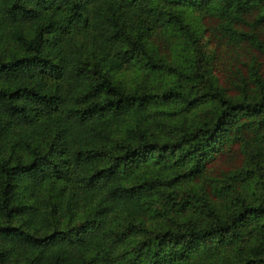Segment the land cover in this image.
I'll use <instances>...</instances> for the list:
<instances>
[{"label":"trees","instance_id":"obj_1","mask_svg":"<svg viewBox=\"0 0 264 264\" xmlns=\"http://www.w3.org/2000/svg\"><path fill=\"white\" fill-rule=\"evenodd\" d=\"M0 264H264V0H0Z\"/></svg>","mask_w":264,"mask_h":264},{"label":"rangeland","instance_id":"obj_2","mask_svg":"<svg viewBox=\"0 0 264 264\" xmlns=\"http://www.w3.org/2000/svg\"><path fill=\"white\" fill-rule=\"evenodd\" d=\"M184 14L188 18V20L191 21V23L199 29L200 34L198 35V48L192 51H188L186 53L188 55L186 56L184 52L183 54H181L178 50H171L170 48H165L164 53H166L167 59L172 60L175 63H186L188 62L191 56L196 57L200 53L202 55L201 65L203 66L205 64L206 67L210 68L211 72L217 77L219 81H221L222 83H226V75L230 73V71L235 67V65L239 64V62L236 61V59L234 58L233 50L231 49L229 44L224 42L222 39H218L212 34H210L208 27L211 25L212 21L206 14L199 13L195 10L185 11ZM156 40L155 43H157ZM238 51L241 52L240 49H238ZM115 76L119 78L120 81L127 87L146 81L145 79H143V77H145L143 72H140L134 68H127L122 71H119L118 73H116ZM150 77L152 79L148 80L150 79ZM146 78L147 81H151L152 84L158 85L159 80L156 74H153L152 76L147 75ZM222 153L224 152L222 151L218 153L213 159L206 163L205 170H208V173L210 172L211 174H213V172H216L219 167L223 168L228 167L230 165L234 166V164H236V159L234 156L231 158L233 159L232 161L226 159L227 157H225V154ZM191 185L196 186V188H199L200 186L204 187L205 190L208 191V194L211 197V200L214 205L219 210L222 208L221 200L210 192L209 180H205L203 176H200L198 178H194L191 182H183L181 187ZM152 221L155 223H151L150 221L148 222V224L150 223L149 225L156 226L158 225V222H160L159 219Z\"/></svg>","mask_w":264,"mask_h":264}]
</instances>
